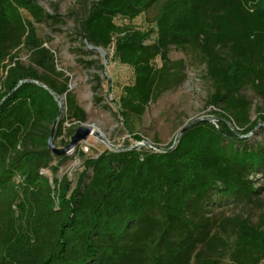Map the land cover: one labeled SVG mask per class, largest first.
I'll use <instances>...</instances> for the list:
<instances>
[{
    "label": "trees",
    "instance_id": "trees-1",
    "mask_svg": "<svg viewBox=\"0 0 264 264\" xmlns=\"http://www.w3.org/2000/svg\"><path fill=\"white\" fill-rule=\"evenodd\" d=\"M151 10L148 28L133 25ZM62 20L36 0H0V264H221L204 250L220 238L198 214L212 193H258L250 177L264 172V148L246 144L264 129V0L91 2L77 20L79 35L91 50L111 49L112 60L132 71L133 82L114 102L128 132L181 82L172 47L200 56L215 88L207 106L218 122L192 124L161 152L126 148L86 158L74 184L43 174L59 167L49 165L48 148L58 98L65 96L66 115L55 138L64 121L86 119L34 28ZM21 49L28 64L18 58ZM245 88L262 104L255 121ZM230 222L231 264H259L264 229L240 217Z\"/></svg>",
    "mask_w": 264,
    "mask_h": 264
},
{
    "label": "rangeland",
    "instance_id": "rangeland-1",
    "mask_svg": "<svg viewBox=\"0 0 264 264\" xmlns=\"http://www.w3.org/2000/svg\"><path fill=\"white\" fill-rule=\"evenodd\" d=\"M95 0H36L46 13L57 12L63 16L61 24L50 22L35 24L39 39L53 55L56 72L67 79L68 92L76 104L85 112V122L64 121L62 137L55 138L54 130L51 141L56 149H64L63 143L70 144L76 131L81 127H92L101 135V139L90 136L64 158L52 155L49 165L59 163L58 172L52 179L67 176L74 184L83 168L86 158H95L104 151H118L137 148L165 149L179 137V133L192 123L207 122L212 124L211 108L207 106L209 97L215 92L213 82L206 76L205 65L200 56L189 50L170 49L169 59L178 64L176 71L182 77L181 82L167 92L155 98L146 108L140 121H135L130 133L123 126L122 119L114 102L118 101L121 88L133 82L132 71L112 60V50H91L81 39L77 20L84 16ZM155 10L137 18L133 25L146 29L154 16ZM73 16H71V15ZM118 24L122 21H117ZM18 58L28 64L29 55L21 49ZM160 65V62L157 61ZM99 85L96 91L94 88ZM243 96L250 103L249 119H257V110L261 108L260 99L251 88H245ZM62 114L59 121L65 119V96L58 98ZM58 121V122H59ZM134 136L141 138V141ZM248 148H264V129L256 128L247 136ZM50 138V136H49ZM49 140V139H48ZM89 147L84 153L81 146ZM92 172H87L86 183ZM258 193L250 199L226 198L212 193L203 204L198 217L211 220V235L219 236L214 249L205 250L211 259H218L221 264H231L229 253L233 247L235 235L230 220L240 217L253 225L264 229V172L250 177ZM259 264H264L262 260Z\"/></svg>",
    "mask_w": 264,
    "mask_h": 264
},
{
    "label": "water",
    "instance_id": "water-1",
    "mask_svg": "<svg viewBox=\"0 0 264 264\" xmlns=\"http://www.w3.org/2000/svg\"><path fill=\"white\" fill-rule=\"evenodd\" d=\"M88 47H89V49H93L92 46H88ZM97 50L100 51V52H103V50H101V49H97ZM61 114H62V109L60 108L59 114H58V118H57V120L54 122V124L52 126L51 133H50V138L48 140V148L52 152L53 155L62 156V155H65V154L71 152L79 144H81L82 142L86 141L91 135L96 137V138H98V139L102 138L101 135L98 132L94 131V129L92 127L85 126V127L79 128L76 131V133H75L73 139L71 140L70 144L67 145L64 149H61V150L60 149H56L52 145L51 136H52L54 130L56 129V126L58 124V121H59V118H60ZM192 124H194V123H192ZM189 126H191V124L187 125L184 129L188 128ZM181 133H182V131L179 133V136L181 135ZM177 139H178V137H177Z\"/></svg>",
    "mask_w": 264,
    "mask_h": 264
},
{
    "label": "built area",
    "instance_id": "built-area-1",
    "mask_svg": "<svg viewBox=\"0 0 264 264\" xmlns=\"http://www.w3.org/2000/svg\"><path fill=\"white\" fill-rule=\"evenodd\" d=\"M211 110L214 111V110H216V109H214L213 107H211ZM210 117H211V119H212V125H213L214 127H217V122H218L217 119H216L215 117H212V116H210ZM176 142H177V139H175L173 145H175ZM137 148H139V147H137ZM81 150H82L84 153H88V152H89V147L86 146V145H84L83 147L81 146ZM149 150L156 151V152H161V150H163V149H158V148H156V147H153V148L150 147ZM43 174L48 176V172H47V171H43Z\"/></svg>",
    "mask_w": 264,
    "mask_h": 264
}]
</instances>
